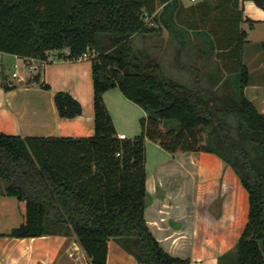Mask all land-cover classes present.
I'll use <instances>...</instances> for the list:
<instances>
[{
  "label": "trees",
  "instance_id": "obj_1",
  "mask_svg": "<svg viewBox=\"0 0 264 264\" xmlns=\"http://www.w3.org/2000/svg\"><path fill=\"white\" fill-rule=\"evenodd\" d=\"M240 1L246 0H234L235 5ZM253 1L264 9V0ZM159 4L164 7L157 13ZM179 7L178 0H0L2 53L47 61L53 51L68 50V59L96 52L90 58L94 136L0 132V194L16 197L25 207L24 223L9 236H75L88 264H107L111 240L138 264H191L168 253L145 218L150 201L146 142L151 140L172 154L215 153L235 170L249 193V219L219 264H264V114L245 95L250 75L242 61L234 75H220L217 84L205 85L199 71L173 72L160 55L153 57L145 38L160 30L158 24L183 48L189 45L186 36L194 28L181 25ZM228 8L207 6L208 11ZM240 16L217 19L233 28L242 12ZM199 32L211 40L209 33ZM246 34L239 30L240 44ZM34 81L51 89L41 82V73ZM114 88L146 112L142 132L134 139L117 134L104 99ZM54 102L60 117L83 114L69 92H56Z\"/></svg>",
  "mask_w": 264,
  "mask_h": 264
},
{
  "label": "crops",
  "instance_id": "obj_2",
  "mask_svg": "<svg viewBox=\"0 0 264 264\" xmlns=\"http://www.w3.org/2000/svg\"><path fill=\"white\" fill-rule=\"evenodd\" d=\"M178 20L189 30V45L183 48L163 24L145 38L153 57L161 56L173 72L197 70L202 84H217L239 71L240 61L249 70L246 97L264 114V9L253 0H178ZM209 5H225V11L209 10ZM164 5H158L160 13ZM194 7V9H192ZM209 15L205 18L203 12ZM242 20L230 28L219 21L231 14ZM202 18L204 20H202ZM239 30L246 31L240 44ZM199 31L209 33V41ZM68 50L53 51L47 61L35 63L3 53L0 59V132L21 137L87 138L95 135L94 79L90 59H68ZM175 57H178L175 60ZM38 63V62H37ZM41 73L43 89L34 77ZM206 74V75H205ZM194 76H196L194 74ZM186 78V74L181 75ZM186 80V79H184ZM193 82L198 80L195 77ZM5 85L11 87L9 90ZM104 99L113 117L118 136L134 139L141 134L139 122L146 115L135 109V102L123 93H109ZM69 92L77 99L83 114L60 117L54 102L56 92ZM122 92V91H121ZM118 111V118L110 109ZM139 106V105H138ZM129 129V130H128ZM158 157L149 158L147 146L146 187L150 196L145 218L154 236L170 254L187 258L191 264H219V257L232 250L248 224L249 193L235 170L211 152L172 154L159 144ZM162 150V151H160ZM25 207L16 197L0 194V264H88V257L75 236L46 235L17 238L9 234L25 221ZM107 264H138L114 240L109 241Z\"/></svg>",
  "mask_w": 264,
  "mask_h": 264
},
{
  "label": "rangeland",
  "instance_id": "obj_3",
  "mask_svg": "<svg viewBox=\"0 0 264 264\" xmlns=\"http://www.w3.org/2000/svg\"><path fill=\"white\" fill-rule=\"evenodd\" d=\"M109 93H111V94H113V93H118V95H119L121 101H127V100H124L125 98H124V96H122L123 94H122V92H121V90H120L119 88H117V89H115V90H112V91L109 92ZM107 101L109 102V104H111L110 102H112L111 99H110L108 96H107ZM105 103H106V101H105ZM106 105H107V103H106ZM131 105H133V107H135V109H138V111H140L141 113H143V112H142V108H141V106H138V105H135V104H131ZM107 106H108V105H107ZM108 108H109V107H108ZM110 109H111L112 112L114 113L115 117L118 118V111H117V109L115 108V106H113V105L111 104ZM139 126L141 127L140 122H139ZM128 130H129V129H128ZM141 130H142V128H141ZM141 132H142V131H141ZM146 145H148V154H149V158H150V159L159 156V154H158L159 150H158V149H161V148H157L158 146H155V144H151L150 141H148V144H146ZM160 151H162V150H160Z\"/></svg>",
  "mask_w": 264,
  "mask_h": 264
},
{
  "label": "built area",
  "instance_id": "obj_4",
  "mask_svg": "<svg viewBox=\"0 0 264 264\" xmlns=\"http://www.w3.org/2000/svg\"><path fill=\"white\" fill-rule=\"evenodd\" d=\"M2 56H3V53L0 51V59L2 58ZM92 56H96L95 50H91L89 52L84 53L78 59H90ZM33 61L35 63L32 66V70H38L39 69V63H43L44 62V61H40V60H37V59H33ZM119 137L121 139H126V135L125 134H121V135H119Z\"/></svg>",
  "mask_w": 264,
  "mask_h": 264
}]
</instances>
